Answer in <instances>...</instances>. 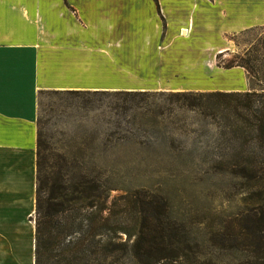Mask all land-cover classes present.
I'll return each instance as SVG.
<instances>
[{"label":"crops","instance_id":"0c3cea01","mask_svg":"<svg viewBox=\"0 0 264 264\" xmlns=\"http://www.w3.org/2000/svg\"><path fill=\"white\" fill-rule=\"evenodd\" d=\"M257 26L264 0H0V264L34 261L40 91H247L216 57Z\"/></svg>","mask_w":264,"mask_h":264},{"label":"rangeland","instance_id":"374dc122","mask_svg":"<svg viewBox=\"0 0 264 264\" xmlns=\"http://www.w3.org/2000/svg\"><path fill=\"white\" fill-rule=\"evenodd\" d=\"M230 38L232 52L216 57L217 64L232 61L252 66L249 90L264 91V26ZM128 80L122 77V82ZM77 91L46 92L38 98L36 122L39 118L50 161L54 162L57 154L72 158L66 167L69 180L78 174L76 165L81 163V173L92 188L96 186V192L107 195L108 204L115 199L116 207L128 194L161 195L175 223L198 235L190 240L191 244L200 243L194 255L216 264H237L232 256L211 246L208 233L235 225L256 187L210 168L211 162L220 158L218 152L224 142L215 121L186 107L184 98L169 95L208 91L150 84Z\"/></svg>","mask_w":264,"mask_h":264},{"label":"trees","instance_id":"16d2710c","mask_svg":"<svg viewBox=\"0 0 264 264\" xmlns=\"http://www.w3.org/2000/svg\"><path fill=\"white\" fill-rule=\"evenodd\" d=\"M234 65L249 73L254 71L245 63L222 64L225 68ZM46 92L59 90H42L38 98ZM116 94L147 93L116 91ZM169 95L184 98L186 107L215 121L224 142L218 152L220 158L214 159L210 168L256 187L235 225L208 233L211 246L232 256L237 264H264V91L215 90ZM47 149L49 145L38 118L35 211L31 218L33 264H216L212 259L194 255L200 243L191 244L190 240L198 235L175 223L164 197L128 194L122 205L116 207L115 199L108 204V196L96 192L97 187L92 188L81 173V163L76 165L78 174L69 180L66 167L72 158L57 154L55 161H50Z\"/></svg>","mask_w":264,"mask_h":264}]
</instances>
